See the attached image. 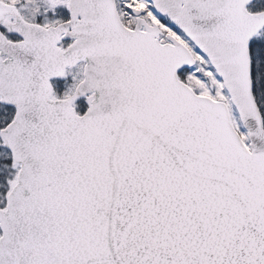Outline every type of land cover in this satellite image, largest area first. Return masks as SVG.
<instances>
[{
  "label": "snow or ice",
  "instance_id": "snow-or-ice-1",
  "mask_svg": "<svg viewBox=\"0 0 264 264\" xmlns=\"http://www.w3.org/2000/svg\"><path fill=\"white\" fill-rule=\"evenodd\" d=\"M0 264H264V0H0Z\"/></svg>",
  "mask_w": 264,
  "mask_h": 264
}]
</instances>
